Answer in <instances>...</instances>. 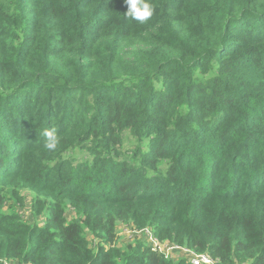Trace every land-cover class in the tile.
Here are the masks:
<instances>
[{
    "label": "trees",
    "instance_id": "16d2710c",
    "mask_svg": "<svg viewBox=\"0 0 264 264\" xmlns=\"http://www.w3.org/2000/svg\"><path fill=\"white\" fill-rule=\"evenodd\" d=\"M147 2L0 0V264H264V0Z\"/></svg>",
    "mask_w": 264,
    "mask_h": 264
},
{
    "label": "rangeland",
    "instance_id": "374dc122",
    "mask_svg": "<svg viewBox=\"0 0 264 264\" xmlns=\"http://www.w3.org/2000/svg\"><path fill=\"white\" fill-rule=\"evenodd\" d=\"M124 138H125V140H124L123 144H124V148H126V149H128L129 146L134 145L136 142L135 139L132 136H130V134L128 132H125ZM75 154H76V156H79L80 152L76 151ZM23 193H24L23 194L24 195L23 203H21L19 205L17 204L15 206V210L20 214V216L24 220L28 221L29 223H33L35 219L32 217V214H31V207H30L31 195L27 191H23ZM67 216H68V218H71L72 213L68 212ZM133 229H136V228H134L130 225L118 223L116 225V234L118 237L117 245H121V244H125L127 242H130L132 240V238L136 236V233ZM88 238H90L92 240L91 236H89ZM142 240H143V238H142ZM94 242H96V239H94ZM161 242H163V241H161ZM165 242H169V241L165 240ZM147 244L150 245V243L148 241H147ZM161 248H163L162 245H161ZM170 253H172V256L174 259L175 258H181L183 255H185L182 250L181 251L171 250Z\"/></svg>",
    "mask_w": 264,
    "mask_h": 264
},
{
    "label": "built area",
    "instance_id": "2783aa9c",
    "mask_svg": "<svg viewBox=\"0 0 264 264\" xmlns=\"http://www.w3.org/2000/svg\"><path fill=\"white\" fill-rule=\"evenodd\" d=\"M136 233L137 237L143 238L145 241H148L150 243V247L153 249H158L159 251H162L166 257L173 258L172 253H170L171 250H177V251H183L185 255H183L181 258H185L190 264H219L216 259H213L206 253H197L193 250L175 245L170 242H159L153 234L147 229H133ZM135 236V237H136ZM161 245L163 248H161ZM2 264H27V263H19L17 261H8L3 260Z\"/></svg>",
    "mask_w": 264,
    "mask_h": 264
},
{
    "label": "clouds",
    "instance_id": "9594fccd",
    "mask_svg": "<svg viewBox=\"0 0 264 264\" xmlns=\"http://www.w3.org/2000/svg\"><path fill=\"white\" fill-rule=\"evenodd\" d=\"M126 3L128 5L126 15L131 19L145 22L149 20L153 14V8L147 0H126ZM42 134L47 141L44 147L49 151H55L59 143L55 131L45 129Z\"/></svg>",
    "mask_w": 264,
    "mask_h": 264
}]
</instances>
